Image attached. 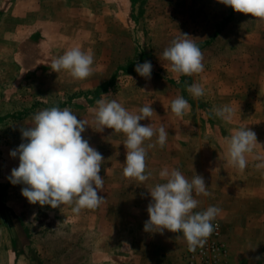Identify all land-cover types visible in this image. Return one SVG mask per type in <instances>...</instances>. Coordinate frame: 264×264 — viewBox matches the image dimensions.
I'll return each mask as SVG.
<instances>
[{"label":"rangeland","instance_id":"obj_1","mask_svg":"<svg viewBox=\"0 0 264 264\" xmlns=\"http://www.w3.org/2000/svg\"><path fill=\"white\" fill-rule=\"evenodd\" d=\"M181 33L203 53L200 74L178 76L164 66L163 50ZM77 46L94 54L93 74L76 80L53 72L51 61ZM146 61L150 80L135 71ZM193 83L204 87L202 97L188 93ZM109 92L129 111L152 104L151 120L141 123L169 132L164 148L149 149L153 175L144 183L123 175L125 135L99 132L93 123L89 108ZM177 96L190 105L182 117L171 111ZM223 105L234 109L231 122L211 111ZM53 106L89 121L82 136L105 159L98 194L106 200L96 209L75 214L69 206L30 204L24 185L8 179L19 166L10 151L22 143L20 127ZM241 127L260 144L244 171L229 163L225 144ZM257 156L264 160V19L219 0H0V264H188L192 251L181 233L144 231L148 189L162 182L165 166L188 179L204 177L211 196L194 193L196 211L222 209L213 234L195 250L196 264H264V168L255 167Z\"/></svg>","mask_w":264,"mask_h":264},{"label":"clouds","instance_id":"obj_2","mask_svg":"<svg viewBox=\"0 0 264 264\" xmlns=\"http://www.w3.org/2000/svg\"><path fill=\"white\" fill-rule=\"evenodd\" d=\"M219 2L237 13L264 19V0ZM162 58L168 62L164 65L166 70L170 67L171 72L178 76H193L204 71L203 53L188 34L181 33L173 39L163 50ZM93 65L91 50L84 51L77 46L54 58L50 68L55 73L66 71L73 79L85 80L93 74ZM135 71L150 80L153 66L150 61L137 63ZM187 91L194 98L205 94L204 87L199 83L188 85ZM111 97H114L111 92L101 94L96 106L89 108L93 123L100 129L99 132L108 128L125 135L123 175L144 183L153 175L146 163L149 149L157 145L164 148L169 132L163 124L157 128L152 122L141 123L151 120L155 113L152 104H145L138 111H129ZM189 108V102L183 96L171 101V111L177 117H182ZM211 111L226 122H231L235 115L230 105L214 107ZM88 127V120L78 119L71 109L58 106L38 111L33 115L30 126L20 127L22 143L10 151L12 158L19 159V166L12 169L8 179L13 185H24L22 196L30 204L50 206L52 209L69 206L73 213L79 214L83 209H96L105 202L106 199L98 194L104 189V177L100 173L105 159L82 136ZM225 144L229 163L239 171L245 170L248 156L253 154L256 145H260L256 133L249 127L234 129L225 138ZM255 159L261 160L258 156ZM255 167L264 168V160ZM158 176L162 182L148 189L151 202L147 206L149 219L145 221L144 231L153 233L159 228L160 233L165 230L181 233L190 251L204 247L215 230L213 221L222 212L216 206L196 211L200 201L195 196H211L204 177L195 173L188 179L179 169L167 166L159 171Z\"/></svg>","mask_w":264,"mask_h":264},{"label":"built area","instance_id":"obj_3","mask_svg":"<svg viewBox=\"0 0 264 264\" xmlns=\"http://www.w3.org/2000/svg\"><path fill=\"white\" fill-rule=\"evenodd\" d=\"M202 250H203V249L198 250V252L202 253ZM196 254H197V252H195V251H192V252H191V259H190V261H189L188 264H196V258H197ZM190 262H191V263H190Z\"/></svg>","mask_w":264,"mask_h":264},{"label":"trees","instance_id":"obj_4","mask_svg":"<svg viewBox=\"0 0 264 264\" xmlns=\"http://www.w3.org/2000/svg\"><path fill=\"white\" fill-rule=\"evenodd\" d=\"M106 88H107V86H105V87H102V88H101V91H102L103 89H106Z\"/></svg>","mask_w":264,"mask_h":264}]
</instances>
